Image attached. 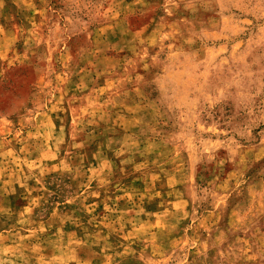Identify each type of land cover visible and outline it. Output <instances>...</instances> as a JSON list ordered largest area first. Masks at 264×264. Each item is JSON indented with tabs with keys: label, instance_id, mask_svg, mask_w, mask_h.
<instances>
[{
	"label": "rangeland",
	"instance_id": "obj_1",
	"mask_svg": "<svg viewBox=\"0 0 264 264\" xmlns=\"http://www.w3.org/2000/svg\"><path fill=\"white\" fill-rule=\"evenodd\" d=\"M0 264H264V0H0Z\"/></svg>",
	"mask_w": 264,
	"mask_h": 264
}]
</instances>
